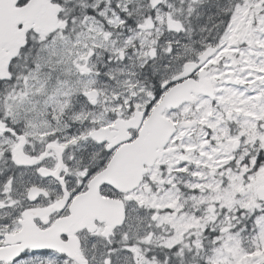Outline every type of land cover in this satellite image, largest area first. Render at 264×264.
I'll list each match as a JSON object with an SVG mask.
<instances>
[{
  "label": "snow or ice",
  "instance_id": "1",
  "mask_svg": "<svg viewBox=\"0 0 264 264\" xmlns=\"http://www.w3.org/2000/svg\"><path fill=\"white\" fill-rule=\"evenodd\" d=\"M0 264H264V0H0Z\"/></svg>",
  "mask_w": 264,
  "mask_h": 264
}]
</instances>
